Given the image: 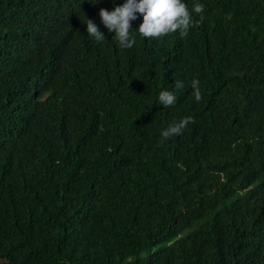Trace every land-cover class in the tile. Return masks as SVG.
Masks as SVG:
<instances>
[{
    "label": "trees",
    "instance_id": "trees-1",
    "mask_svg": "<svg viewBox=\"0 0 264 264\" xmlns=\"http://www.w3.org/2000/svg\"><path fill=\"white\" fill-rule=\"evenodd\" d=\"M0 264H264V0H0Z\"/></svg>",
    "mask_w": 264,
    "mask_h": 264
}]
</instances>
